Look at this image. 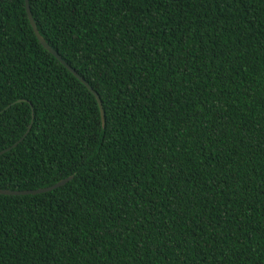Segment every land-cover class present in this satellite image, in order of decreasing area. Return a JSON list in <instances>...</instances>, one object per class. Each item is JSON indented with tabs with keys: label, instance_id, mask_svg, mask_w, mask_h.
<instances>
[{
	"label": "trees",
	"instance_id": "16d2710c",
	"mask_svg": "<svg viewBox=\"0 0 264 264\" xmlns=\"http://www.w3.org/2000/svg\"><path fill=\"white\" fill-rule=\"evenodd\" d=\"M28 4L103 121L0 0V188L71 176L0 194V264H264V0Z\"/></svg>",
	"mask_w": 264,
	"mask_h": 264
},
{
	"label": "water",
	"instance_id": "95a60500",
	"mask_svg": "<svg viewBox=\"0 0 264 264\" xmlns=\"http://www.w3.org/2000/svg\"><path fill=\"white\" fill-rule=\"evenodd\" d=\"M25 8H26V13H27V17L29 20V23L34 31V34L36 35L38 41L41 43V45L48 50L51 54H53L58 61H60L68 70H70L74 76H76L95 96L99 109H100V114H101V119L103 121V109H102V105H101V101L100 98L98 96V94L96 93L95 90H93V88L89 85V83L82 77L80 76L70 65H68L64 59L59 55V53L51 46L49 45L45 39L42 37V35L39 33L36 23L32 17V14L30 12V8H29V4H28V0H25ZM20 101V99L18 100ZM9 105H7L5 108H7ZM29 127L26 129V131L24 132V134L17 140L15 141L12 145H10L9 147H6L4 149H2L0 151V154H2L3 152L9 150L11 147H14L24 136L25 134L28 132ZM71 178V176L62 178L60 180H58L57 182H55L52 185L46 186V187H39L36 189H23V190H12V189H1L0 188V194H7V195H15V194H37V193H41V192H46L49 190H52L60 185L65 184L69 179Z\"/></svg>",
	"mask_w": 264,
	"mask_h": 264
},
{
	"label": "snow or ice",
	"instance_id": "6c2138e0",
	"mask_svg": "<svg viewBox=\"0 0 264 264\" xmlns=\"http://www.w3.org/2000/svg\"><path fill=\"white\" fill-rule=\"evenodd\" d=\"M174 2H181V0H174ZM0 94H2V93H0ZM24 99H25V98H21L19 102H20V103H23V102H24Z\"/></svg>",
	"mask_w": 264,
	"mask_h": 264
}]
</instances>
